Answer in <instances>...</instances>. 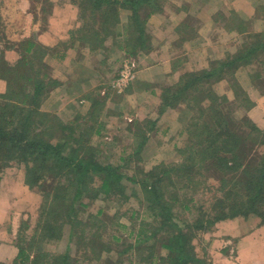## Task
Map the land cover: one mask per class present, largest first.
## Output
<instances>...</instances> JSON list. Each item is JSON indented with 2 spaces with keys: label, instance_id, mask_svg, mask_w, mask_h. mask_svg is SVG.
I'll return each mask as SVG.
<instances>
[{
  "label": "rangeland",
  "instance_id": "obj_1",
  "mask_svg": "<svg viewBox=\"0 0 264 264\" xmlns=\"http://www.w3.org/2000/svg\"><path fill=\"white\" fill-rule=\"evenodd\" d=\"M81 1L0 0V53L2 50L3 58L10 64L13 60L16 61L21 52L19 49L21 40L24 38H31L63 54L61 56L59 53L56 57L51 54V58H48L46 54L42 55H46L43 62L46 64L47 75L44 82L47 88L39 110L57 118L53 123L54 127H57L55 124L59 121L68 123L73 127L75 136L85 130V125H94L95 128L86 131L88 143L99 149L103 157L111 163L120 165V171L126 176L125 196L114 198V200L103 199L101 195L92 201L85 198L83 201L87 202L88 206L78 207L80 210L77 220L88 223L86 228L90 227V222L94 221V224L97 222L93 227L95 235H91L90 241V244H96L95 251L83 248V244L89 239L87 234L85 240L77 234L71 237L69 224H62L60 219L55 220L57 225L53 230L54 234L44 235L43 233L39 244L35 246L42 245L43 251H48L50 255L69 254L68 264H163V259L169 253L161 247L160 239L157 238L151 242L139 237L141 228L147 229L146 233L150 236V226L147 228L149 224L147 222L151 221V215L146 205L139 202L138 183L128 180V177L138 180L145 177L153 166L160 163L167 166L181 162L186 155L180 153V148L192 144V140L197 143L198 133L201 130L219 128L214 124L216 116L212 117L216 109L213 103L217 105V111L220 112L223 120L243 128L241 134L246 139L245 144L250 155L256 150L258 153L264 152V63H261L262 57L251 59L248 63L238 62L235 68L225 70L222 78L216 74L219 70L218 61L239 51L248 34L259 32L264 35V0H198L200 3L197 0H187L191 10L184 15L182 20L185 19V22H180L175 36L163 44L162 49L152 54L150 57L152 59L149 61L152 63L141 62L138 57L146 53L142 51H137L136 55L131 57L124 56L120 51L113 54L109 59L112 65L103 64L102 69L97 68L103 70V73L99 75L100 79L95 78L93 87L85 91L92 92L91 90L98 87L100 80L105 77L100 83L99 93L106 96V101L103 110L96 116L97 121H100L98 124L96 122L93 124L92 119L89 118L91 102L83 99L82 95L85 92L66 95L62 85L67 86V83L60 84L67 79L68 73L83 66L74 68L75 64L70 62V56L73 60L79 59V62L82 59V64L87 63L89 66H95L99 58L88 46L68 38L70 30L76 27H84L83 30L87 29L89 33L99 30V19L88 15L89 11L82 13L85 18H80L78 5ZM166 2L161 7L162 11ZM173 2L175 3V0ZM125 10L120 9L119 22L108 28V32L113 33L107 35L104 44L113 45V37L119 33L125 36L124 29L128 21ZM154 20L156 19L149 18L145 22L147 32L152 34L150 35L152 46L155 39L159 40L157 37L159 31L156 28L158 22ZM174 24V22L166 23L168 28ZM73 35L76 36V34ZM45 36L48 41H45ZM184 39H186L184 43L180 44V40ZM62 41L63 45L59 44ZM131 41H129L130 44ZM66 46L67 48L64 49ZM140 47L141 45L138 44L137 49ZM86 48L90 52H86ZM98 52L105 53V51ZM153 59H155L154 62ZM130 63L135 69L132 81L126 87L115 86L116 77H119L123 68H120V65H130ZM144 67L151 68L147 77L150 75V78L154 77L153 80H157L153 82L157 88L156 94H150V89H146L144 85L140 88L137 83V71ZM212 69L215 72L210 73L208 78L200 82L201 87L206 88L201 94L197 91L190 93L188 102H179L173 108H164L160 99V103L156 105L157 94H160L162 88L176 82L183 73L194 76ZM21 71L24 73L22 69ZM256 72L259 73L255 75ZM52 80L59 81V84L51 85ZM109 82L113 89L106 87L109 86ZM5 84V80L0 79V92L4 90ZM146 91L150 95L147 101L145 100ZM100 94L95 97L92 92L91 95L93 98L100 99ZM192 97L194 99H191ZM213 98H216V102ZM201 111L204 113L202 114ZM247 122H253L258 132L252 131L251 135V127L246 124ZM97 128L100 129L97 130ZM94 129L97 131L94 132ZM141 132H144L148 139L143 149L138 151L137 142ZM60 136L59 130L55 131L50 141L54 143ZM251 138L255 143H252ZM105 142L110 145L106 146ZM23 171L24 166L15 162H11L3 169L0 180V223L7 225L13 234L16 233L15 237H9L13 243L22 240L23 246H26L36 229L38 220L39 207L35 206L34 201L36 198L41 199L40 194L44 186L53 190L57 182L53 178L54 172L49 170L48 173L44 172L43 178L46 182L43 186L40 181L35 187H29L23 182ZM193 180L197 182V185L185 180L186 189H183L184 185L179 183L177 189L171 186L170 190L175 191L181 201L185 202L186 199L192 198L198 204L204 202L205 206H209L218 194L215 190L218 181L210 177L204 168L200 169ZM133 189L137 190L135 194H132ZM98 209L102 211L98 213ZM178 210L182 208L177 207L176 211ZM118 218L117 223L121 222L120 226L116 223ZM193 218L195 214L191 216L190 213H182L176 217V220L179 221V225H182L184 223H180L181 221L186 219L187 223H190ZM81 226L79 225L80 228ZM218 226L220 227L215 225L214 229L196 233L191 241L195 246L196 254L209 257L210 264H237L238 254L235 242L232 237L227 236L221 225ZM19 236L24 237L25 240ZM0 237L3 238L1 234ZM37 237L36 235L33 239ZM0 264L8 263L0 261Z\"/></svg>",
  "mask_w": 264,
  "mask_h": 264
},
{
  "label": "trees",
  "instance_id": "obj_2",
  "mask_svg": "<svg viewBox=\"0 0 264 264\" xmlns=\"http://www.w3.org/2000/svg\"><path fill=\"white\" fill-rule=\"evenodd\" d=\"M166 1L82 0L78 5L80 18H85L82 13L89 11L88 15L99 19V30L89 33L87 29L83 30L84 27H76L70 30L68 38L88 46L92 52L98 49L105 51L104 42L107 35L113 33L108 32V28L119 22L120 9H126L128 21L124 29L125 36L122 35V44L120 43L118 48L128 57L135 56L137 51L147 53L152 49L150 37L152 34L147 32L145 22L152 14L161 12V7ZM180 22H185V19ZM246 37L242 48L237 51L241 52L240 54L236 52L218 61L219 70L216 71L218 77L222 78L225 70L235 68L240 61L248 63L251 59L262 57L261 63H264V35L257 32L250 33ZM130 40L135 43L131 41L130 44ZM185 40H180V44ZM63 43V41L59 42L62 45ZM138 44L141 47L137 49ZM114 45L116 46L115 43ZM66 48L67 46L64 49ZM19 49H21L20 56L16 61L13 60L12 64L2 57V50L0 53V79L6 82L4 90L0 92V180L3 169L11 162H15L24 166L23 182L26 186L35 187L40 181L43 186L46 182L43 178L44 172L48 173L49 170L54 172L53 178L56 179L57 184L53 186V190L44 186L40 194L41 199L33 200L35 206L39 207L36 229L27 242V247L23 246L22 240L14 243L17 255L11 264H68L69 254L50 255L48 251H43L42 245H35L39 244L43 233L54 234L53 230L57 225L55 220L60 219L62 224H69L71 237L77 234L85 240L89 236L83 248L95 251L96 244L92 245L90 241L91 235H95L93 227L97 222L95 224L94 221L93 224L90 222V227L86 228L88 223L77 220L80 210L78 207L88 206L87 202L83 201L85 198L92 201L101 195L103 199L114 200L125 196L126 176L120 171V165L111 163L103 157L99 149L88 143L86 133L88 129L95 128L94 125H85V130L75 136L73 127L68 123L59 121L55 124L57 127H54L53 123L57 118L39 110L47 88L44 82L47 72L43 58L46 55L51 58V54L56 57L59 53L62 56V52L57 53L31 38L21 40ZM44 54L46 55L42 56ZM103 55L104 53L101 54ZM106 64L109 65V61ZM123 65L121 64L120 68ZM214 72L212 69L194 76L183 73L176 82L162 88L159 95L162 106L173 108L179 102H188L190 93L197 91L201 94L206 88L201 87L200 82ZM76 73L82 78L86 76L87 71L81 66ZM257 73L259 72L255 75ZM100 83L91 90L95 97L100 94ZM57 84L59 81H51V85ZM110 85L109 82V86L106 87L113 89ZM92 92L82 96L90 100L89 118L92 119L93 124L95 122L98 124L100 121H97L96 116L103 110L106 96L100 94V99L93 98ZM102 93L105 94L103 91ZM214 100L216 102V98ZM213 105L216 109L212 117L216 116L214 124L219 128L201 130L198 133L197 143L192 140V144L180 148V153L186 155L181 162L167 166L160 163L138 180L128 177V180L138 183L139 202L146 205L151 215V221L147 222L149 223L147 228L150 226V236L146 233L147 229L141 228L139 237L151 242L160 239L161 247L169 253L163 259V264H210L209 257L196 254L195 246L191 241L196 233L214 229L219 223L225 224L226 221L235 219L247 220L251 216L258 217L260 224H264V152L258 153L256 150L250 155L245 144L246 139L241 134L243 128L223 120L224 118L217 111V105L214 103ZM246 124L251 127V135L252 131L258 132L253 122ZM58 130L61 136L53 143L50 138ZM97 130L94 129V132ZM140 135L137 142L138 151L143 149L148 139L144 132ZM251 141L255 143L253 138ZM105 143L106 146L110 145L108 142ZM249 155L250 157L247 158ZM202 168L210 177L218 181L215 188L218 192L217 196L209 206H205L204 202L198 204L192 198L186 199L185 202L181 201L178 194L170 190V187L177 189V184L181 183L182 186L184 185L183 189H186L188 181L197 185L193 177ZM200 191L202 192V188ZM136 192V189L132 190V194ZM53 206L55 207L52 210ZM177 207L182 210L176 211ZM101 211L98 209V213ZM182 213H190L191 216L195 214V218L190 223H187L186 219L181 221L180 223H184L180 224L181 227L176 217ZM118 220L119 218L116 223ZM120 223L117 224L120 226ZM79 225H82L81 228ZM36 235L38 237L33 239ZM22 238L25 240L24 237ZM94 242L97 243L95 240ZM31 252L33 254H30Z\"/></svg>",
  "mask_w": 264,
  "mask_h": 264
},
{
  "label": "crops",
  "instance_id": "obj_3",
  "mask_svg": "<svg viewBox=\"0 0 264 264\" xmlns=\"http://www.w3.org/2000/svg\"><path fill=\"white\" fill-rule=\"evenodd\" d=\"M171 2H173V0H169L168 2H166L163 11L154 13L150 16V18L156 19L154 21L158 22L156 28L159 31L157 33V37H159V40L157 41L155 39L154 46H152V49L149 52L144 53L142 56L138 57L141 59V62H143V64L152 63V61L149 62L150 59H152L150 58L152 54L162 49L163 48L162 45L168 42L173 36H175L178 30L177 25L180 24V21L184 18V15L188 14V12L191 10V6L190 4H188L187 0H175V3L174 2L171 3ZM197 2L200 3V1L198 0ZM193 7H198V6H193ZM198 10L200 11V9ZM167 22H174L175 24L172 27L168 28L166 25ZM119 34L120 35L113 37V41H114L113 45L108 46L107 44H105L106 45V48H104L105 56L104 55L101 56L103 52H98V50L100 49L96 50L95 52H92L93 54H95L96 57H99L96 60L95 66L94 65L89 66L87 65V63L82 64V59L79 62V59L76 58L75 60H73L71 56L69 57L70 62L75 64L74 68L78 67L79 65H83L84 69H86L87 71V74L86 76L81 78L80 75H77L76 69L74 70V72L68 73L67 79L65 81L60 82V84H63L65 82L67 83V86L62 85V88L66 92V95L67 94L72 95L73 93L82 92V91L85 92L86 89H90L93 87L94 84L92 83L95 80V78L100 79L99 75L103 73V70H101L102 65L106 64L107 61H109V65H112V63L109 60L112 57V55L119 51L122 52V50L118 48V46L120 47V43L122 40L121 39L122 34L121 33ZM45 41H48L47 37ZM114 43L116 44V46L114 45ZM85 50L86 52H90L88 48H86ZM122 54L125 55V53L123 52ZM154 61L155 59H153V62ZM76 62L77 63L79 62V64H76ZM97 68H101V69H97ZM150 70H151L150 67L148 68L144 67L142 70L137 71L136 79L140 88L141 85H144L146 86V89H150L149 91L150 94H156L155 90L157 91V88L155 85H153V82L157 80H153L154 77L150 78L151 77L150 75H148L147 77V74ZM146 93L147 94L145 95L146 97L145 100L147 101L150 95L148 91H146ZM157 95L156 98L158 99L157 100L158 102H156V105L160 103L159 100L160 94ZM83 99L85 98L83 97ZM165 115H167V113ZM218 225H221L225 233H227V236L232 237V239L235 242L237 248V254H238V256L236 257L237 264H264V224H260L258 217L255 218L250 216V218H248L247 220H241V219H235L234 221L228 220L225 222V224H220V223L217 224V227H220ZM0 234L3 236V238L0 237V261L7 262L8 264L12 263V261L15 259L17 255V249L14 246V243L11 241V239H9V237L10 236L15 237L16 233L13 234V232L10 231L7 225L4 226V224L0 223Z\"/></svg>",
  "mask_w": 264,
  "mask_h": 264
},
{
  "label": "built area",
  "instance_id": "obj_4",
  "mask_svg": "<svg viewBox=\"0 0 264 264\" xmlns=\"http://www.w3.org/2000/svg\"><path fill=\"white\" fill-rule=\"evenodd\" d=\"M124 64L121 72L119 73V77L114 82L115 86L119 87H126L133 79L134 77V66L133 64Z\"/></svg>",
  "mask_w": 264,
  "mask_h": 264
}]
</instances>
